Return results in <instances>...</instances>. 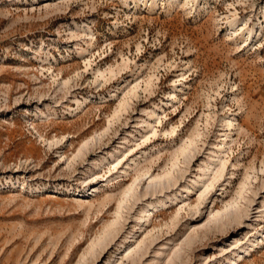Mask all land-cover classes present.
I'll use <instances>...</instances> for the list:
<instances>
[{
  "label": "rangeland",
  "instance_id": "1",
  "mask_svg": "<svg viewBox=\"0 0 264 264\" xmlns=\"http://www.w3.org/2000/svg\"><path fill=\"white\" fill-rule=\"evenodd\" d=\"M0 264H264V0H0Z\"/></svg>",
  "mask_w": 264,
  "mask_h": 264
},
{
  "label": "bare ground",
  "instance_id": "2",
  "mask_svg": "<svg viewBox=\"0 0 264 264\" xmlns=\"http://www.w3.org/2000/svg\"><path fill=\"white\" fill-rule=\"evenodd\" d=\"M132 188V187H131ZM131 190V189H130ZM133 192V191H132ZM131 193V192H130ZM129 195V194H128ZM231 208V207H230ZM233 208V207H232ZM232 210V209H231ZM246 251V250H245Z\"/></svg>",
  "mask_w": 264,
  "mask_h": 264
}]
</instances>
